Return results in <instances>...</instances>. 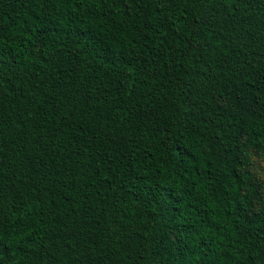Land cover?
Listing matches in <instances>:
<instances>
[{
    "label": "trees",
    "instance_id": "1",
    "mask_svg": "<svg viewBox=\"0 0 264 264\" xmlns=\"http://www.w3.org/2000/svg\"><path fill=\"white\" fill-rule=\"evenodd\" d=\"M264 0H0V264H264Z\"/></svg>",
    "mask_w": 264,
    "mask_h": 264
},
{
    "label": "rangeland",
    "instance_id": "2",
    "mask_svg": "<svg viewBox=\"0 0 264 264\" xmlns=\"http://www.w3.org/2000/svg\"><path fill=\"white\" fill-rule=\"evenodd\" d=\"M255 172L260 177H264V163H262L257 157H253Z\"/></svg>",
    "mask_w": 264,
    "mask_h": 264
}]
</instances>
